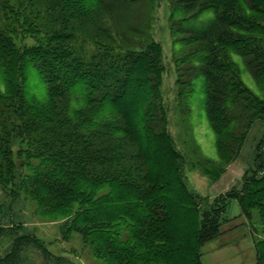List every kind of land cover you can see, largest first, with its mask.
I'll return each instance as SVG.
<instances>
[{"label":"rangeland","instance_id":"374dc122","mask_svg":"<svg viewBox=\"0 0 264 264\" xmlns=\"http://www.w3.org/2000/svg\"><path fill=\"white\" fill-rule=\"evenodd\" d=\"M8 1L16 6L15 0ZM170 10L169 0H142L133 11L119 10L112 16L95 14L93 23L85 22L75 31L74 47L80 48L86 70L89 71L91 63L98 64V71L106 76L101 83L122 81L132 74L133 83L151 81L153 85L154 111L158 115L153 125L157 133L168 136L166 140L160 136L156 144L159 165L156 162L157 166H146L142 159L129 163L143 165L141 176L145 180L138 186L147 192L148 201L125 199L118 185L114 189L115 197L110 194L109 185L95 190L91 186L85 188L87 181L100 171L93 161L92 169L86 173L81 170L54 173L51 163L38 155L36 145H29L23 140V133L18 134L10 125L16 115L9 111L0 113V261L5 264H264V220L248 192L254 180L264 175V112L250 119L237 115L235 110L227 113L233 116L229 123L235 124L231 131L217 136L207 118L204 81L195 72L200 67L195 61L199 58L193 54L192 46L184 45L188 26L177 20L173 31ZM100 17L112 23L118 19V25L129 27L122 35L126 41L119 42L111 24L99 20ZM206 21L202 16L195 24L200 27ZM13 29L18 32L17 45L33 43L22 33L20 24ZM108 33L115 44L109 52L101 49L97 41H105ZM234 61L249 91L264 101V89L257 87L239 58L234 57ZM25 85L31 94L40 89L34 74L28 76ZM133 86L127 96L129 101L135 93L146 91ZM104 92L100 88L94 96ZM236 116L238 126L234 121ZM139 131L134 129L133 134L140 140ZM139 147L151 151L150 143L135 141L127 152L132 154ZM235 159L242 161L245 174L232 191L239 193L245 209L237 199H231L226 201L222 214L214 215L218 196L206 195L205 187ZM38 169L43 176L48 173L41 180L44 186L40 190L35 185ZM165 172H172L181 186L170 184L166 189L170 197L161 193ZM130 187L131 190L133 185ZM131 192L133 195L135 190ZM182 200L193 207L192 211L180 206ZM232 200L238 202L241 212L229 219L227 206ZM204 217L208 223L220 222L219 235L198 247L199 223ZM258 250L262 254L260 261L254 256Z\"/></svg>","mask_w":264,"mask_h":264},{"label":"trees","instance_id":"16d2710c","mask_svg":"<svg viewBox=\"0 0 264 264\" xmlns=\"http://www.w3.org/2000/svg\"><path fill=\"white\" fill-rule=\"evenodd\" d=\"M15 1L16 6H13L8 0H0V113L9 111L16 115L10 125L18 130V134L23 133V140L29 145H36L38 155L51 163L54 173L75 170L86 173L96 162L100 171L87 181L85 188L91 186L95 190L109 185L110 194L115 197L114 189L118 185L125 199L133 197L137 201H148L147 192H142L138 186L145 180L141 176L143 165L129 163L142 159L146 166H157L156 162L158 165L160 162L156 144L160 136L166 140L168 133L160 135L153 125L158 117L154 111L153 85L151 81L133 83V76L128 73L126 77H129L122 81L101 83L106 76L98 71V64L91 63L89 71L86 70L80 48L74 47L76 28L85 22L93 23L95 14L112 16L119 10L133 11L142 0ZM169 1L173 31L177 20L188 26L184 45L192 46L193 54L199 58L195 61L200 67L195 72L204 81L207 118L217 136L231 131L235 124L229 123L233 116L227 113L235 110L237 115L247 119L263 113L264 101L249 91L234 57L243 62L257 87L263 90L264 0ZM202 16L207 21L197 27L195 22ZM99 20L111 24L119 42L126 41L122 35L129 27L118 25V19H113L115 23L101 17ZM17 23L23 28L22 33L32 39V44H16L18 32L13 28ZM97 31L101 32V29L97 28ZM102 31L107 33L105 29ZM105 37V41L97 40L99 47L113 51L115 44L110 33ZM107 66L110 67V63ZM31 74L40 85V89L32 94L25 85ZM132 86L146 91L135 93L129 101L127 96ZM100 88L105 92L94 96ZM238 119L236 116L234 120L237 126L240 124ZM134 129L140 130V140L134 136ZM135 141L150 143L151 151L139 147L129 154L127 150ZM43 165L44 162L40 167ZM37 172L35 185L40 190L44 186L41 180L48 173L43 176L39 169ZM164 175L161 193L168 197L166 189L170 184L181 186L172 172ZM253 183L248 192L264 220V175ZM130 185H133L131 190H135L133 195ZM238 194L230 191L218 196L214 215L224 212L228 200L237 199L242 204ZM180 203L181 207L192 211L193 207L185 201ZM242 207L244 210L243 204ZM205 217L199 223L198 247L219 235L220 222L208 223ZM166 220L165 217L163 223ZM261 256L258 250L256 260L260 261Z\"/></svg>","mask_w":264,"mask_h":264},{"label":"crops","instance_id":"0c3cea01","mask_svg":"<svg viewBox=\"0 0 264 264\" xmlns=\"http://www.w3.org/2000/svg\"><path fill=\"white\" fill-rule=\"evenodd\" d=\"M229 163L225 170L221 173V175L211 181L210 186L205 187V194L210 197H217L220 195H224L232 191L235 187V184L242 180L244 177L245 171L242 161H236ZM228 213L229 219H233L240 214V206L238 202L232 200L228 204ZM223 249V248H222ZM256 260V252L254 254Z\"/></svg>","mask_w":264,"mask_h":264},{"label":"water","instance_id":"95a60500","mask_svg":"<svg viewBox=\"0 0 264 264\" xmlns=\"http://www.w3.org/2000/svg\"><path fill=\"white\" fill-rule=\"evenodd\" d=\"M0 264H5L4 262L0 261Z\"/></svg>","mask_w":264,"mask_h":264}]
</instances>
